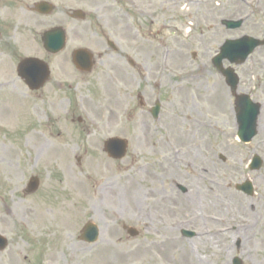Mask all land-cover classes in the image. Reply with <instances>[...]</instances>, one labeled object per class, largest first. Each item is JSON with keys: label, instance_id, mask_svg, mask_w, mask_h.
Returning a JSON list of instances; mask_svg holds the SVG:
<instances>
[{"label": "rangeland", "instance_id": "obj_1", "mask_svg": "<svg viewBox=\"0 0 264 264\" xmlns=\"http://www.w3.org/2000/svg\"><path fill=\"white\" fill-rule=\"evenodd\" d=\"M42 1L54 6L48 16L32 11ZM75 10L95 20L97 35L71 32L80 25L69 19ZM240 19L237 30L221 24ZM54 27L66 31L67 48L49 56L41 35ZM263 30L264 0H0V234L8 241L0 264H88L85 256L99 255L109 264H181L164 253L162 237L172 229L201 264H232L233 258L264 264V48L232 66L236 93L260 105L249 144L236 138L234 96L211 63L224 41L261 39ZM103 37L118 53L108 51L80 75L70 47L87 43L97 56L94 45L105 44ZM26 57L49 65L50 80L38 92L16 75ZM123 57L135 70L127 71ZM221 89L225 110L216 107ZM157 101L153 120L149 110ZM192 118L211 122L201 148ZM110 138L128 142L124 159L106 156ZM255 155L263 164L250 171ZM203 165L218 169L226 189L249 206L240 216L247 227L238 228L232 209L217 210L216 189L194 176ZM32 177L39 185L27 194ZM244 181L251 182L252 196L235 189ZM5 206L16 208L12 216ZM37 210L44 219L36 218ZM189 216H198L197 223L189 224ZM217 216L223 222L216 226L209 220ZM86 224L98 228L93 245L80 240ZM215 228L224 232L217 244L198 241Z\"/></svg>", "mask_w": 264, "mask_h": 264}, {"label": "water", "instance_id": "obj_2", "mask_svg": "<svg viewBox=\"0 0 264 264\" xmlns=\"http://www.w3.org/2000/svg\"><path fill=\"white\" fill-rule=\"evenodd\" d=\"M35 10L41 14H48L51 12L52 7L47 3H39L35 6ZM241 21L231 22L223 21L222 24L227 29H236L240 27ZM43 47L46 52L56 54L64 47V32L61 29H53L45 32L42 35ZM264 45V42H259L255 39L243 37L235 41H226L220 48V53L213 59V64L216 69L226 78L227 85L232 91L236 90L238 85V79L233 74L232 69L224 70L222 68V61L228 60L231 64H242L248 55L258 47ZM89 55L85 51H77L74 56V62L81 69H88L87 64ZM18 76L24 81L26 86L30 90H38L43 86L49 77V70L45 63L38 59L27 58L22 60L17 67ZM236 113L238 123V138L248 143L256 135V118L259 113V106L254 105L247 96L236 97ZM156 111V110H155ZM156 115V112L154 113ZM126 142L121 139H110L105 142L104 149L109 157L114 159H121L125 155ZM261 160L258 157H254L250 166L251 170H257L260 168ZM30 192H33L37 187V180L31 179L29 183ZM238 190L251 195L252 187L249 182L244 183L241 186H237ZM132 234V230H129ZM185 236H191L190 233H183ZM88 242L95 241L97 237L96 228L93 225H87L84 228V235ZM6 241L0 238V250L6 246ZM233 264H241L238 259L233 260Z\"/></svg>", "mask_w": 264, "mask_h": 264}, {"label": "bare ground", "instance_id": "obj_3", "mask_svg": "<svg viewBox=\"0 0 264 264\" xmlns=\"http://www.w3.org/2000/svg\"><path fill=\"white\" fill-rule=\"evenodd\" d=\"M189 77L193 76V73L190 72L187 74ZM193 79H196V77H194ZM264 85L261 83L260 84V88H262ZM219 95V99H224L226 97L225 92L221 89L220 92H218ZM220 99V102H218L216 104L217 109L220 110H225V103L223 100ZM191 125L194 127L195 131L197 132V135L199 136L198 140L199 143L198 146L199 148H201V146H203L204 143V135H205V130H207L208 128L211 127V122L209 120L204 119V120H197V119H193L191 120ZM205 145V144H204ZM220 172L218 169L212 168V167H207L205 165H203L200 169H198L197 171H194V176L197 177V179L201 180V183H204L205 185L208 186V189L213 191L212 188L216 189V197H215V201H216V207L217 210H220L222 212H229L231 209L232 211L239 216L237 219L234 220L235 224L238 225V228H245L247 226H245V220L242 217V214H246L249 213V206L246 204V202L244 200H242L240 197L235 196L233 193H231L230 191H228L226 189V187L224 186L225 184L221 181L220 179ZM101 189H98L95 193L96 196H98L100 194ZM263 196H264V191H263ZM204 197H202V200L204 201ZM212 202V201H211ZM211 204V203H210ZM215 205V204H213ZM212 205V206H213ZM211 206V207H212ZM14 207L9 208L7 206L4 207L5 210V214L7 216H12L13 213L15 212ZM40 212V210H37V214L35 212L34 215H37V219L41 220L45 218L44 214H38ZM261 213L264 215V208L261 209ZM241 216V217H240ZM218 217V216H217ZM198 216H189V224H195L197 223L198 220ZM210 218V217H209ZM211 223H213L214 225H219L223 222L222 218H217V220L211 219L209 220ZM38 222V221H37ZM175 230L172 229L169 231V234H167V237H162V245L165 248V252L167 254L172 253L174 256L177 257V259L181 262V264H201L202 260H200V257L195 253V251L191 248V247H186L184 245L181 244L180 239H178L175 236ZM224 232L219 230L218 228L216 229H212L210 231L207 232H201L198 235V241H202L204 240L205 242H209L213 240V243L218 242V240H220L223 237ZM62 245H67V241L65 240L63 242ZM67 249L66 250H72L71 247H73L72 245L69 246V244L67 245ZM70 247V248H69ZM70 252V251H69ZM81 252H83L81 250ZM51 257H54L55 260L57 258L56 253L55 255H51ZM169 257V256H168ZM72 259V255H69V259ZM85 259L87 260L88 264H109V260L106 258H104V255H99V257H86Z\"/></svg>", "mask_w": 264, "mask_h": 264}, {"label": "flooded vegetation", "instance_id": "obj_4", "mask_svg": "<svg viewBox=\"0 0 264 264\" xmlns=\"http://www.w3.org/2000/svg\"><path fill=\"white\" fill-rule=\"evenodd\" d=\"M72 20V22H75V23H79L80 22V25L79 24H74L71 28V32H75L77 35V33H86V32H89V33H92L94 35H97V27H98V24L95 22L94 19L90 18V19H87L86 17L82 20H74V19H70ZM111 32V31H109ZM103 39H105V44L103 42H99L98 45H94L96 48H94V52L96 55H94L93 59H92V65L95 66V63H100L101 62V57L102 56H106V55H109L110 54L108 53L109 52H112L113 54H117L118 53V50H117V47H116V44L111 41V40H108L107 37H103ZM81 42V40L79 41ZM112 42V44H111ZM76 43V42H75ZM77 46H74V47H70V52H71V55L72 53L76 50V49H80V48H83V49H90L89 46L87 43H82V44H78L76 43ZM85 44V45H84ZM126 57V56H125ZM124 58V63L127 64L129 66V69H127V71L129 70H135V67L134 65L130 64V60L127 58ZM123 58H120V59H123ZM125 72H126V69H125ZM129 73V72H128ZM80 75H83V73H80ZM131 75V74H129Z\"/></svg>", "mask_w": 264, "mask_h": 264}]
</instances>
